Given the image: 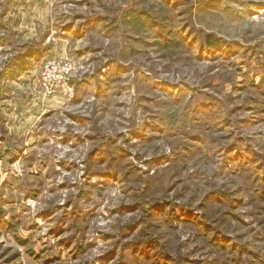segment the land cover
Listing matches in <instances>:
<instances>
[{"label": "rangeland", "instance_id": "obj_1", "mask_svg": "<svg viewBox=\"0 0 264 264\" xmlns=\"http://www.w3.org/2000/svg\"><path fill=\"white\" fill-rule=\"evenodd\" d=\"M179 2L0 0V264H117L135 209L117 185L181 154L205 163L165 177L177 231L229 259L264 235V18L196 0L177 24ZM49 58L70 68L46 93Z\"/></svg>", "mask_w": 264, "mask_h": 264}, {"label": "clouds", "instance_id": "obj_2", "mask_svg": "<svg viewBox=\"0 0 264 264\" xmlns=\"http://www.w3.org/2000/svg\"><path fill=\"white\" fill-rule=\"evenodd\" d=\"M173 2L176 3L177 0H173ZM195 4L196 0H180L179 5L169 15L177 17V13H182L174 22L177 24L180 21L191 22V26V24L196 23L197 19ZM231 8L230 15L236 19L249 16L255 19L257 15L264 18V0H233ZM195 151L196 149L193 148L192 152ZM208 155L210 156L211 152H208ZM185 163L191 170L193 164L196 167H201L205 161L200 157L195 160H188L181 154L177 164L162 163L160 169H153L154 176L151 174L141 175L139 181L133 177L132 183L125 180L123 184L117 185L118 189L125 192L128 200L135 204V209L121 210L130 214L126 217L130 227L127 229L120 228L121 221L117 220L115 240L109 242L118 249L117 264H144L146 259V253L134 251L132 245L124 244L123 237L127 236L129 232L132 233L131 238L133 239L153 240L154 254L151 260L154 264H264V235L257 236L255 232L243 230L245 235L236 241L243 247L236 249L239 253L236 259H229L228 252H221L216 249L209 250L203 243L194 242L188 239L186 234L175 229L174 225L178 212L175 207L177 201L173 199L171 203L165 202L170 199L171 192L176 191L179 186L174 188L175 181L165 180V177L176 172V178L181 179L183 175L181 166ZM203 179L201 177V180ZM232 235L235 237L237 233L234 231ZM197 244L200 246L197 247ZM190 248L195 249L196 252L197 258L194 261L188 259L192 255L189 251Z\"/></svg>", "mask_w": 264, "mask_h": 264}, {"label": "built area", "instance_id": "obj_3", "mask_svg": "<svg viewBox=\"0 0 264 264\" xmlns=\"http://www.w3.org/2000/svg\"><path fill=\"white\" fill-rule=\"evenodd\" d=\"M70 65L67 61L49 58L44 62L39 76L40 88L48 93L65 78Z\"/></svg>", "mask_w": 264, "mask_h": 264}, {"label": "trees", "instance_id": "obj_4", "mask_svg": "<svg viewBox=\"0 0 264 264\" xmlns=\"http://www.w3.org/2000/svg\"><path fill=\"white\" fill-rule=\"evenodd\" d=\"M34 54H35V53H30L29 55H26V57H28V56L33 57ZM21 62H22V59H19L18 62L15 63V64H17L16 69H18V70H21V69H22L23 66H22ZM8 76L13 77V73H4V74L1 76V78H2V77H3V78H7Z\"/></svg>", "mask_w": 264, "mask_h": 264}]
</instances>
